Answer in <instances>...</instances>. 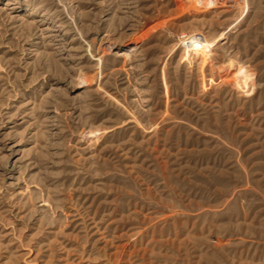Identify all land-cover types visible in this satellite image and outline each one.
Masks as SVG:
<instances>
[{
    "label": "rangeland",
    "instance_id": "rangeland-1",
    "mask_svg": "<svg viewBox=\"0 0 264 264\" xmlns=\"http://www.w3.org/2000/svg\"><path fill=\"white\" fill-rule=\"evenodd\" d=\"M0 264H264V0H0Z\"/></svg>",
    "mask_w": 264,
    "mask_h": 264
},
{
    "label": "bare ground",
    "instance_id": "bare-ground-1",
    "mask_svg": "<svg viewBox=\"0 0 264 264\" xmlns=\"http://www.w3.org/2000/svg\"><path fill=\"white\" fill-rule=\"evenodd\" d=\"M192 40V39H191ZM191 40H185L184 43H185V46H187V51H189L190 53H198V51L200 50V46L198 45L200 42L198 41H201L200 39H196V37L193 38V41ZM195 40V41H194Z\"/></svg>",
    "mask_w": 264,
    "mask_h": 264
}]
</instances>
